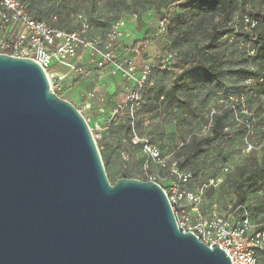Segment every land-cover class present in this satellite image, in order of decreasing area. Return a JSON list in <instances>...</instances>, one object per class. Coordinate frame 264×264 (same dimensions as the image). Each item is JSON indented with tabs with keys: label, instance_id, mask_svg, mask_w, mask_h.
I'll list each match as a JSON object with an SVG mask.
<instances>
[{
	"label": "water",
	"instance_id": "1",
	"mask_svg": "<svg viewBox=\"0 0 264 264\" xmlns=\"http://www.w3.org/2000/svg\"><path fill=\"white\" fill-rule=\"evenodd\" d=\"M0 264H231L156 182L111 184L92 131L33 60L0 53Z\"/></svg>",
	"mask_w": 264,
	"mask_h": 264
},
{
	"label": "rangeland",
	"instance_id": "2",
	"mask_svg": "<svg viewBox=\"0 0 264 264\" xmlns=\"http://www.w3.org/2000/svg\"><path fill=\"white\" fill-rule=\"evenodd\" d=\"M158 0H68L60 1L58 10L61 13L69 12L65 15V27L75 28L76 22L73 15L83 13L91 22V35L102 37L107 26L129 11L135 10L142 14L141 21L144 26L137 29V20L125 17L127 37L123 40L132 42L136 37V43L145 41L147 48L138 61L141 63H155L157 56L161 55L166 48L163 44H158L154 38L157 36L160 17L155 14L153 4ZM236 5L243 2L254 6H261L264 0H233ZM240 14V11L238 12ZM264 30V27H262ZM140 32V34H138ZM123 40L117 41L115 46H122ZM191 46V45H189ZM188 48V44H182L176 47L175 54ZM4 52L0 49V53ZM117 54V52H116ZM80 57H85L86 53L79 51ZM157 65V64H156ZM81 71L70 75L64 83L67 87L62 89L63 99L71 102L86 119L93 137L98 146L103 164V155L111 152V160L104 164L105 173L108 181L114 184L118 179L127 176L130 178L147 181L149 175L161 173L162 170L154 165L145 166L146 156L139 148L128 146V136L125 128L128 124L125 114H121L114 125H107L105 117L107 109L112 105L123 100L125 91L114 96V87H118L120 80L116 76L106 75L105 87H101L97 94L90 99L91 107L84 108L81 104L82 95L85 96V87L80 83H73L78 76L82 74L85 68L90 66L84 60H80ZM264 70V67H261ZM52 70L62 72L65 68L57 63H53ZM187 72V73H186ZM188 75V71H185ZM239 79V76H236ZM154 86L151 92L144 95L142 103L135 113V131L139 136L149 139L157 145L163 156L167 157L168 162L174 160L182 161V154L189 148L192 140H198L205 135L201 131L205 122V116L210 104L216 102L217 90L205 91L198 87L196 78L187 77L188 86L178 90L173 100L166 102L161 99L169 88L170 75L154 76ZM235 90V88L233 89ZM220 91V90H219ZM258 94L249 100V108L252 112L256 131L254 132L252 142L256 149L246 151L243 148L242 137L236 134L231 139H215L205 152L199 154L194 159L186 160L183 171H192L198 169V175L190 181L189 188L193 192L201 191L200 210L203 216L209 217L213 211L218 214H228L230 208L234 205L235 193L234 187L240 178L246 176L252 169L264 166V147L259 148L264 143V131L259 129L264 125V97L261 88L256 87ZM112 97V98H111ZM98 106L105 111H97ZM106 131H109L108 133ZM106 132V133H104ZM101 138V140L98 138ZM122 143L129 154V159L125 162L124 156L115 147V144ZM212 180V183H210ZM257 189L247 190L244 204L251 206L254 212V206L264 201V179L257 181ZM189 204L185 202L187 208ZM239 219V215L234 216ZM264 218V213L254 212L252 219ZM258 264H264V258L259 257Z\"/></svg>",
	"mask_w": 264,
	"mask_h": 264
},
{
	"label": "trees",
	"instance_id": "3",
	"mask_svg": "<svg viewBox=\"0 0 264 264\" xmlns=\"http://www.w3.org/2000/svg\"><path fill=\"white\" fill-rule=\"evenodd\" d=\"M20 1L35 20L45 21L51 26L68 31L76 29L79 26L76 17L78 14H82L89 23V34L91 35V22L83 13H76L73 15L76 22L75 28L68 29L65 27V15H68L69 12L61 13L58 10V6L60 1L66 2L68 0ZM152 7L154 8L155 14L160 17V21L164 22L166 25V32L164 34L157 33L154 40H156L158 44H163L166 50L159 55L160 58L157 56L155 63H150L152 65V73L150 75L151 84L146 86L145 92L142 95V100L144 95L151 92L155 82V80H153L154 76L160 78V76H165L166 74L170 75L169 88L165 95L161 96V99L164 98L166 102L173 100L178 90L189 85L188 81H186V78L189 76L193 79L196 78V81H192L195 82L194 84L198 87H201L206 95V91L208 90H217L216 102L208 106L205 116L206 119L202 125L201 131H203L204 127L209 123L210 110L212 108H219L220 111L218 114L211 117L209 129L206 132L203 131L205 136L198 140L194 139L191 141L189 148L182 154V161H173L178 171L190 173L191 176L184 183V187L186 190L191 191L189 184L191 179L198 175V169L195 168L189 172L183 171L186 160L194 159L199 154L204 153L207 146L218 138L231 139L236 134H240L244 149L246 147V141L252 142L254 133L252 137L246 140L245 126L238 124L234 120L233 110L228 106L226 107L227 103H221V101L227 102L231 96L245 93V103L250 111L248 104L249 100L258 94L256 87H260L261 93L259 94L264 95V70L261 68L264 67V30H262V27H264V4L261 6H254L243 2L242 4L236 5L233 0H158ZM239 11L240 14H238ZM132 14H135L136 17H132ZM245 16H249L255 21V25L250 31L244 28L243 18ZM120 17H129L130 19L137 20L136 27L139 30L144 26L141 21L142 14L138 11L132 10ZM112 24L107 26L103 36L108 32ZM182 44H188V48L176 55L174 49L180 47ZM248 48L254 50L252 55L247 53ZM114 51H116V46H114ZM168 52H171L172 59L163 65L160 63V59ZM88 65L90 68H85L82 74L73 81V83L79 82L82 87H85L86 92L92 90L95 85L96 68L91 63H88ZM186 70L188 71V75L185 74ZM236 76H239V79H236ZM248 77L254 78V83L246 87L245 81ZM258 78L262 80L258 81ZM124 86V80H121L116 91L113 92V95L115 97L118 96L120 92L124 91ZM234 88L235 90H233ZM61 91L57 94L59 97L63 98L60 95ZM136 110H134L132 117L129 116L126 111L123 113L128 120L125 131L128 136V146L131 148H139L142 152L141 144L133 145L131 143L132 130L135 131L134 121ZM116 120H118V118ZM115 121L109 125H114ZM249 121L252 122L253 131L255 132L256 124L254 123L253 115L249 117ZM131 123L133 126H131ZM263 126L259 127L261 131H264L262 129ZM106 132L108 133L109 131ZM142 138L155 146L161 157H165L157 145L145 137ZM115 147L120 154H126L129 159V154L122 143L115 144ZM263 147L264 145H260L259 148ZM253 149H256V147ZM103 158L105 159L104 164H108L111 160V152H106ZM128 159L125 160V162H127ZM146 159L147 157L145 160ZM149 164L162 170L159 175L164 173V169L156 163L150 161ZM123 178L130 177L123 176ZM259 179H264V166L252 169L236 183L234 187L235 201L229 211L233 212L234 216L239 215V219L243 214L240 207L247 209L248 217L252 222H254L252 219L254 212L264 213V201L254 206V212L251 206L244 204L247 190H252V187L257 189L256 184ZM255 222H264V218H259L255 220ZM259 257L264 258V251L258 252V259Z\"/></svg>",
	"mask_w": 264,
	"mask_h": 264
},
{
	"label": "built area",
	"instance_id": "4",
	"mask_svg": "<svg viewBox=\"0 0 264 264\" xmlns=\"http://www.w3.org/2000/svg\"><path fill=\"white\" fill-rule=\"evenodd\" d=\"M132 17H136L132 14ZM79 26L73 30H65L49 25L45 21L35 20L26 10L20 0H0V49L10 56L28 58L36 62L44 71L49 86L55 92L64 89V81L69 74L81 71L78 63L79 51L88 55V62L97 70V77L105 74L116 76L126 82V92L123 100L116 103L109 111L105 123L109 125L120 117L125 111L133 116L142 101V95L147 85H150L152 65L138 63L136 57L141 56L146 48L145 41H139L131 47L132 56L120 59L114 51L117 41L127 37L125 32L126 21L124 17L118 18L103 37L89 34V23L82 14L76 17ZM244 28L250 31L255 21L245 16ZM166 32V25L160 21L158 34ZM252 55L254 50L247 49ZM158 58H160L158 56ZM172 59L171 52L161 57L160 63L165 64ZM65 68L64 72L51 69L53 63ZM258 78V81H261ZM254 83V78L248 77L246 87ZM97 91L92 89L82 95L84 108L91 107L90 99ZM264 97V95H263ZM246 94L231 96L227 102L233 110L234 120L246 128L245 139L252 137L253 124L249 121L252 115L246 106ZM219 108H212L209 113V123L204 127L206 132L211 125V117L219 113ZM131 126L133 124L131 123ZM264 130V126L262 127ZM131 143L141 144L142 152L147 157L144 164L150 161L164 169L162 175L151 174L149 180L158 183L165 191L176 218L178 228L182 232H192L204 244L211 246L217 244L229 257L231 264H258V252L264 251V222H252L247 214V209H242V217L234 218V213L218 214L215 211L209 217L203 216L200 210L201 191L186 190L184 183L190 178V173L180 172L175 163H168L167 157H161L158 149L146 139L138 136L132 130ZM101 140V138L98 136ZM264 145V143L260 144ZM256 146L251 141H246L245 150L249 151ZM127 160V155L123 154ZM212 183V180H210ZM185 202L189 206L185 207Z\"/></svg>",
	"mask_w": 264,
	"mask_h": 264
},
{
	"label": "crops",
	"instance_id": "5",
	"mask_svg": "<svg viewBox=\"0 0 264 264\" xmlns=\"http://www.w3.org/2000/svg\"><path fill=\"white\" fill-rule=\"evenodd\" d=\"M125 32H126V28H125ZM127 33V32H126ZM128 34V33H127ZM138 34H140V32H138ZM138 39H141L140 37H136L135 38V40H132V42H127L126 40H123V42H122V46H117V49H116V51L115 52H117V58L118 59H120V58H122V57H125V56H132V54H131V47L134 45V43H136V41ZM142 56V55H141ZM141 56H139V57H136L135 58V61L136 62H138V63H141V61H138L139 59H140V57ZM80 60H84L85 62H87V63H89L88 62V55L86 54V56L83 58V57H80V59L78 60V62L80 63ZM62 72H64V71H62ZM73 74V73H72ZM70 75L71 74H69V76L66 78V80L70 77ZM106 75H108V74H105V76H103V77H101V78H99V77H97L98 75H97V70L95 71V85L93 86V89H95L96 91H98L101 87H105V85H106V81H105V77H106ZM120 81L122 80V79H120V78H118ZM66 80L64 81V83L66 82ZM124 83H125V86H124V91L126 92V82L124 81ZM64 88H65V86H64ZM116 86L114 87V91H116ZM97 94V93H96ZM98 95V94H97ZM81 104H82V99H81ZM113 106V105H112ZM111 109V108H110ZM110 109H107V111H106V114H105V117H107L108 116V113H109V111H110ZM97 111L99 112V111H101V112H103V111H105L103 108H101V107H99L98 106V109H97Z\"/></svg>",
	"mask_w": 264,
	"mask_h": 264
}]
</instances>
